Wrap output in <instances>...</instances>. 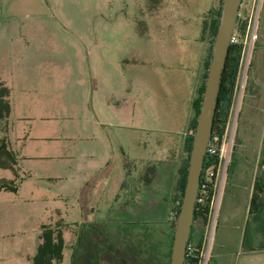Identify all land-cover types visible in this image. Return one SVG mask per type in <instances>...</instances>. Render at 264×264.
Masks as SVG:
<instances>
[{
	"label": "rangeland",
	"instance_id": "374dc122",
	"mask_svg": "<svg viewBox=\"0 0 264 264\" xmlns=\"http://www.w3.org/2000/svg\"><path fill=\"white\" fill-rule=\"evenodd\" d=\"M260 1L243 0L239 14V36L245 38L246 31L242 32V24L246 22L247 27L249 24L252 27L256 24L259 37L251 45L241 99L237 96L235 100L240 104L231 156L235 151L238 129L241 128L240 133L244 140L252 136L256 138L255 132L260 129L249 125L245 120L241 122V110L248 87L261 93L258 95L261 100L257 101L254 110L259 111L264 106V0L261 3ZM211 5L218 9L220 0H0V82L10 89L13 87L18 97L32 108L48 106L49 115L55 117L62 128L66 127L67 130L72 126H81L93 115L92 111H88L90 107L85 111L82 105V89L88 80L77 76L71 80L67 71L71 65L69 55L78 46L81 48L82 40L93 43L100 41L104 38L101 31L104 24L119 29L130 26L136 30V35L130 37L132 44L134 42L137 46L139 54H149L147 57L144 53L142 57L139 56L136 74L133 71V88L137 102L134 123L137 126L129 127L124 122L114 127L106 126L113 139L111 149L108 140L105 144L99 137L85 139L82 136H69L73 137L71 142L59 141L75 153L73 159L66 160L74 170L92 165L85 156L88 153L86 151L96 152L98 147L101 151L107 146L112 159L121 155V149L126 154L139 155L141 145H144L141 142L147 140L150 155L160 153L154 164L149 166L148 177L144 180L145 186L137 194L133 192L136 202L130 208L118 206L113 201L111 203L110 199L102 206L100 214L105 218L97 227L102 232H108L110 238L105 240L99 237L97 240L105 241L104 246L101 245L103 251L112 253L107 257H97V253L96 256H91L90 249H86L81 256L75 254L76 264H105L102 263L105 261L117 264L121 258L135 264L170 262L171 254L168 258V251L170 242L173 243L172 234L174 236L175 230V226H172L173 197L176 193L184 138L189 133V122H185L183 113L184 116L187 113L190 99L187 88L191 78L184 75L181 69V79L177 74L176 70L179 69L174 58L182 47L177 36L179 33L185 34L186 48L189 49L188 61L196 64L201 45L197 39L202 33L206 34L203 31L204 19L210 13ZM123 33L129 34L126 31ZM204 40L207 41L205 37ZM207 43L210 50V40ZM75 66L80 68L81 63ZM162 87L165 94H170L172 90L178 93L179 101L174 98L165 101L160 92ZM34 110L36 108L27 111L33 115ZM252 113L258 114L253 111ZM8 118L0 119V135L9 126L12 127V119L8 123ZM180 130H183V136L167 149L166 136ZM156 139L160 140L158 147ZM248 148L253 150L254 147L245 146V149ZM261 151L264 165V144ZM57 163L67 164L65 158L54 159L52 162L42 159L36 167L57 166ZM51 169L52 167L49 170ZM262 171L261 169L259 172ZM8 173L9 170L0 169V177ZM61 175L62 181L51 185V192L66 193V171ZM1 181L4 179H0ZM94 210L89 214L92 215ZM5 211L4 206H0V245L8 241L16 242L18 235L11 234V231L16 233L19 223L21 226L20 218L12 217ZM8 235L10 239H7ZM12 235L16 238H12ZM3 236L6 238L3 239ZM124 236H129L128 242ZM19 242L23 244L24 241ZM82 245L84 244L80 241L78 247ZM16 246L15 244L12 248L16 250Z\"/></svg>",
	"mask_w": 264,
	"mask_h": 264
},
{
	"label": "crops",
	"instance_id": "0c3cea01",
	"mask_svg": "<svg viewBox=\"0 0 264 264\" xmlns=\"http://www.w3.org/2000/svg\"><path fill=\"white\" fill-rule=\"evenodd\" d=\"M214 9L215 7L211 5L209 12ZM114 27L102 25L104 38L97 43L82 40L81 48L78 46L75 52L69 55L68 60L71 65L67 71L71 80L74 76L88 80L86 86H83L81 98L85 111L90 107L88 111H92L93 115L81 126H72L68 130L66 127L62 128L56 118L47 112L48 106L32 108L18 97L17 91L9 85L12 110L7 121L9 123L12 119V127L3 130L0 137L7 139L17 155L18 178H16V192L0 190V206H4L8 215L20 218L21 226L19 223L16 233L11 231V234L18 235L16 242L8 241L0 245V264H33V257L42 243L41 235L45 226L62 230L65 241L64 258L56 264H76L75 254L81 256L86 249L92 250L91 252L89 250L91 256H96L97 253V257L101 255L107 257L112 252L103 251L105 241L97 240L99 237L105 240L110 238L108 232H102L97 227L105 218L100 214L102 206L107 199H110L111 203L115 202L119 204L118 206L130 208L136 202L133 192L137 194L136 192L145 186L144 180L148 177L149 166L154 164L155 158L160 154L152 155L153 157L150 155L147 140L141 142L144 145H141L139 155L126 154L121 149V155L111 159L107 146L101 151L100 147L96 152L87 150L85 156L92 165H85L75 170L71 169V165L66 161L73 159L75 153L59 142L62 140L71 142L73 137L69 136H82L85 139L99 137L102 143L108 142L111 149L113 139L111 131H107L106 126L114 127L121 122L129 127L137 126L134 123L137 102L133 78L139 56L142 57L144 53L147 57L149 54L146 52L139 54L137 46L134 42L132 44L130 37L136 35L134 28ZM124 31L129 34L123 33ZM204 37L209 42L207 33L205 35L202 33L197 39L201 44L199 58L196 64H193L189 62L191 60L188 61L189 49L186 48L185 34L179 33L177 36L182 44L181 50L178 49L174 58V63L179 69L176 70L177 74L180 79L181 72L191 76L187 88V95L188 93L190 95L187 113L185 116L183 113L185 122L188 121L189 124L194 116L193 103L203 81L205 62L209 53V44ZM78 63H81L80 68L75 66ZM255 90L248 87L246 91L241 122L245 120L249 125L260 129L255 132L256 138L252 136L245 140L240 133L241 128L238 129L235 151L231 156L234 166L223 186L209 264H264V214L255 217L251 208L255 180L260 175L259 171L264 170L261 161L264 144V106L259 111L254 110L257 101L261 100L258 97L261 93ZM160 92L165 101L172 98L179 101L178 93H174L173 90L170 94H165L162 87ZM35 108L33 115L27 111ZM252 111L258 114L255 115ZM182 131L166 136L167 149L175 140L183 136ZM106 140L108 141L105 142ZM156 141L157 147L160 146V140L156 139ZM245 146L254 148L247 150ZM181 154L180 164L185 158L184 148ZM64 158L67 164L57 163V166H51V170H49L50 166L36 167L42 159L52 162L54 159ZM63 171H66V193L51 192L50 186L62 181ZM5 175L0 179H15L11 171ZM93 210L94 213L90 215V211ZM10 235L7 239H10ZM199 236L200 230L196 229L193 239L197 240ZM14 237L15 235H12V238ZM124 238L126 242L130 239L129 236ZM20 240L24 241L23 244L19 242ZM80 241L84 245L78 247ZM15 244L16 250L12 248ZM120 248L115 247V249Z\"/></svg>",
	"mask_w": 264,
	"mask_h": 264
},
{
	"label": "trees",
	"instance_id": "16d2710c",
	"mask_svg": "<svg viewBox=\"0 0 264 264\" xmlns=\"http://www.w3.org/2000/svg\"><path fill=\"white\" fill-rule=\"evenodd\" d=\"M222 1L223 0H220V6L216 10L214 17H212L210 21H208V19H204L203 31L204 33H207L211 46L205 62L203 81L198 89L197 98L193 103L194 116L189 124V133H187V136L184 141L185 158L182 160L178 168V177L176 181V195L173 199L174 202V206H173L174 213L172 218L173 227L175 226L176 223V219L179 213L182 196L186 184V177L189 166V157H190L192 141H193V133L197 124L202 96L205 89V80L211 59L213 42L215 39V35L219 23ZM238 24H239V16L237 19L236 30H238ZM246 28H247V24L246 22H244L242 24L243 33L246 31ZM242 49H243L242 42L232 43L230 45L226 67L223 72L222 85L219 92L218 107L214 119L213 138L215 136H217L218 138H222L225 131L226 122L233 103L234 92L237 84L238 71L242 57ZM10 96H11V89L8 86H6L3 82H0V119L7 118L11 113L12 106H11ZM216 159H217L216 156L208 155L205 158L204 169H206L209 162L215 161ZM17 164H18V158L16 153L11 149L7 139L1 137L0 138V169L11 171L15 175V179L14 180L4 179L5 182L1 181L0 190L5 189L12 192L17 191V183H16V178H18ZM233 166L234 163L231 160L228 169V177L232 172ZM262 166L264 165L262 164ZM204 183L205 182H203V179H201V187L199 191L198 200L196 202L194 223L192 226V231L190 236V240L191 241L193 240L198 246L201 244L203 238L204 228L207 222L210 202L212 197V184L209 183L207 184L208 187L204 188L203 187ZM251 208L254 212L255 217H257L260 214H264V170L255 180V190L252 198ZM196 229L200 230V236L197 240H194L193 234ZM41 237H42V243L38 246L37 253L33 257V264H56L61 262L64 258L63 250L65 246V241L62 236V230L45 226L43 227V232ZM172 240H173V234H172ZM171 247H172V241L170 242L168 258L170 257L171 254ZM187 261L185 262V264H187ZM169 263L170 262H168V264Z\"/></svg>",
	"mask_w": 264,
	"mask_h": 264
},
{
	"label": "water",
	"instance_id": "95a60500",
	"mask_svg": "<svg viewBox=\"0 0 264 264\" xmlns=\"http://www.w3.org/2000/svg\"><path fill=\"white\" fill-rule=\"evenodd\" d=\"M242 3L243 0L222 1L219 23L205 80V89L193 133L186 184L176 219L169 264H185L186 247L194 223L195 207L201 187L207 148L213 136L223 72Z\"/></svg>",
	"mask_w": 264,
	"mask_h": 264
},
{
	"label": "built area",
	"instance_id": "2783aa9c",
	"mask_svg": "<svg viewBox=\"0 0 264 264\" xmlns=\"http://www.w3.org/2000/svg\"><path fill=\"white\" fill-rule=\"evenodd\" d=\"M259 37L256 24L254 27L248 25L245 38H241L238 31L234 30L231 37L232 43H243L242 57L238 71L237 84L234 92L233 103L228 115L225 126V131L222 138L215 136L208 145L207 154L216 156L215 161L209 162L206 169H203L202 178L203 187H208L207 184H212V197L208 213L207 222L204 228V234L201 244L198 246L193 240H189L186 247L187 264H209L211 257V250L215 237V231L218 220V212L224 182L228 176V169L231 160V151L235 137V125L239 113V102H235L237 96L240 98L241 91L243 90L244 76L249 64V56L252 43Z\"/></svg>",
	"mask_w": 264,
	"mask_h": 264
},
{
	"label": "flooded vegetation",
	"instance_id": "af4514ba",
	"mask_svg": "<svg viewBox=\"0 0 264 264\" xmlns=\"http://www.w3.org/2000/svg\"><path fill=\"white\" fill-rule=\"evenodd\" d=\"M216 10H217V8H215L214 10H212V11L207 15V17H206L205 19H208V21H210V20L212 19V17H214V14H215ZM208 40H209V38H208ZM175 195H176V193H175ZM175 195H174V197H175ZM174 197H173V199H174ZM119 258H120V256H119ZM105 264H110V262H106ZM117 264H135V263H133V262H131V261H129V260H126V259L121 258V260H118V261H117ZM143 264H144V263H143Z\"/></svg>",
	"mask_w": 264,
	"mask_h": 264
}]
</instances>
